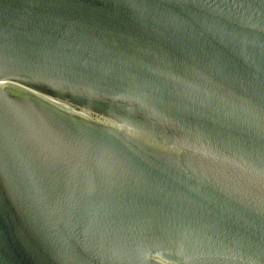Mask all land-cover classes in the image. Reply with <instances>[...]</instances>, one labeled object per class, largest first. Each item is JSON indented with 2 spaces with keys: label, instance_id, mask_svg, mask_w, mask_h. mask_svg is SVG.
<instances>
[{
  "label": "water",
  "instance_id": "obj_1",
  "mask_svg": "<svg viewBox=\"0 0 264 264\" xmlns=\"http://www.w3.org/2000/svg\"><path fill=\"white\" fill-rule=\"evenodd\" d=\"M0 264H264V0H0Z\"/></svg>",
  "mask_w": 264,
  "mask_h": 264
}]
</instances>
